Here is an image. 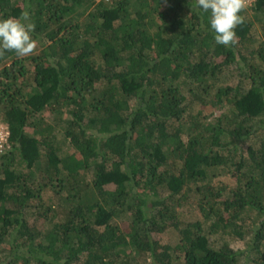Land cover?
<instances>
[{
    "label": "trees",
    "instance_id": "16d2710c",
    "mask_svg": "<svg viewBox=\"0 0 264 264\" xmlns=\"http://www.w3.org/2000/svg\"><path fill=\"white\" fill-rule=\"evenodd\" d=\"M251 7L225 47L195 0H0L42 46L0 58V264H264V0ZM192 102L229 109L212 121ZM187 203L201 218L182 221ZM170 229L175 245L156 237Z\"/></svg>",
    "mask_w": 264,
    "mask_h": 264
},
{
    "label": "clouds",
    "instance_id": "9594fccd",
    "mask_svg": "<svg viewBox=\"0 0 264 264\" xmlns=\"http://www.w3.org/2000/svg\"><path fill=\"white\" fill-rule=\"evenodd\" d=\"M249 3L250 0H195L197 8L210 13L215 42L225 47L238 44L236 29L245 23L246 17L242 13L248 9ZM34 31L35 24L27 9L19 17L0 19V58L6 52H14L19 57L34 54L38 46Z\"/></svg>",
    "mask_w": 264,
    "mask_h": 264
},
{
    "label": "rangeland",
    "instance_id": "374dc122",
    "mask_svg": "<svg viewBox=\"0 0 264 264\" xmlns=\"http://www.w3.org/2000/svg\"><path fill=\"white\" fill-rule=\"evenodd\" d=\"M252 2L249 3V7L247 9L248 11V14L250 16V18L254 19L255 18V15H253V11H252ZM255 30L257 31L254 38H255V42L253 44H251L250 47H254V46H258L259 42L260 41H263L264 40V37L262 36V25L256 21L255 23ZM259 36V37H258ZM260 39V40H259ZM40 42H38V46H37V49H36V52L38 51V48H42V46H40ZM258 62H259V59H256ZM235 67V65L229 67L227 70H226V80H228L229 82L231 83H235L237 80H238V76L236 75V72L237 71H233L232 69ZM1 68V67H0ZM228 81H220V82H223V83H226ZM184 92L187 94V96L189 97V93L187 92V90L184 88ZM193 105H191L190 107L191 108H187L188 112H191V113H196L198 111H201V116H204L206 119L208 120H212L214 121L215 118L222 113L223 110H227L229 109V107H225V108H216V107H213L211 103H207V104H204V103H199V102H192ZM46 116L48 117V119L50 120H55V116L53 113H50L48 112L46 114ZM2 117V116H1ZM61 118V116L58 117V120ZM57 119V118H56ZM62 134L60 133V136ZM225 178V177H224ZM182 221L183 222H187V221H190V220H195V219H199L201 218V212L196 208V205L195 203L191 204V203H187L183 206V209H182ZM156 237L160 239L161 242H165V243H171L172 245H175L178 241V234H177V231L175 230H172L170 229L169 231H165V232H160L158 234H156ZM210 240H213V238L215 237L214 234L210 235ZM233 245L238 248V247H244L245 245V242L243 240H239V241H236V240H233L232 241ZM246 262V264H250L249 263V260L248 259H244L242 261V264Z\"/></svg>",
    "mask_w": 264,
    "mask_h": 264
},
{
    "label": "built area",
    "instance_id": "2783aa9c",
    "mask_svg": "<svg viewBox=\"0 0 264 264\" xmlns=\"http://www.w3.org/2000/svg\"><path fill=\"white\" fill-rule=\"evenodd\" d=\"M97 1H104L108 2L110 0H97ZM254 0H250V3ZM11 130L6 121L3 120L1 117V110H0V155L6 152L11 147Z\"/></svg>",
    "mask_w": 264,
    "mask_h": 264
}]
</instances>
